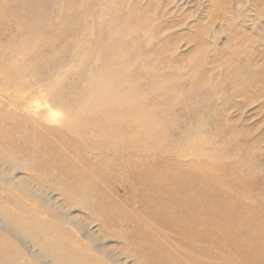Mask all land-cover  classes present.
<instances>
[{"label":"rangeland","instance_id":"374dc122","mask_svg":"<svg viewBox=\"0 0 264 264\" xmlns=\"http://www.w3.org/2000/svg\"><path fill=\"white\" fill-rule=\"evenodd\" d=\"M161 165L264 219V0H0V202L31 204L39 237L105 264H147L135 218L167 263L244 264L142 213L139 181ZM102 195L127 217L105 224Z\"/></svg>","mask_w":264,"mask_h":264},{"label":"bare ground","instance_id":"6f19581e","mask_svg":"<svg viewBox=\"0 0 264 264\" xmlns=\"http://www.w3.org/2000/svg\"><path fill=\"white\" fill-rule=\"evenodd\" d=\"M161 167H163V165H161L157 170L153 167H149V171H146L145 174H143L144 178L139 181L142 186V198L140 197L142 204H140L142 205L143 214L157 219L159 221L158 223H164L165 225L171 227V229H177V231H179L184 237L189 239L188 241H192L194 239L203 240V242L204 240L210 242L209 240L213 239L218 241L223 240L229 243L232 247L230 248L234 249L235 252L240 255L242 262L245 261L244 264H264V219H256L253 215H249L246 219L240 218L239 214V216L235 214L237 210L233 209V206H226V201L223 196L210 185L211 180L195 175H189V172L187 174H182V172L180 173V170L177 171L173 165L166 166L162 169ZM214 167H216V165H214ZM94 190L96 192L98 191V189L95 188ZM102 196V205H99V209L100 211L103 210V217L101 218L105 224L109 223L112 219V221H114V218L118 217L121 213L122 217H127V215H124L125 213L121 210L123 207L120 208L117 206L115 204L116 202L114 203L113 200H110L111 198ZM10 197L11 198L9 200L7 199L0 202V220L5 228H10L9 230L12 232L15 239H17L16 234H18L22 237V239L28 240L33 247H31L29 253H21L19 248H17V251L15 250L13 240L0 235V264H36L34 262L35 260H37L39 264H105L102 258L98 257L96 254L89 253V251L86 253L82 252V256L85 258L84 259L83 257L76 256L77 251L69 249L67 245H62L56 241H50V239H47L45 233H41V236L39 237L37 232L40 228L37 226L38 223L41 225L43 224L38 222L35 217L34 219L31 218L33 214V211L31 210L33 207L31 204H20V201L16 200L15 205L13 206L14 209H10L6 203H9L8 201L11 203L15 201V197ZM72 200L77 204L82 199L80 200L79 198L76 199L73 197ZM144 207H146L145 211ZM149 207H152L153 209ZM125 210L128 212L126 208ZM234 215L238 218H233ZM139 220L140 219L137 221L135 218V220H133V228H131L129 232H126L127 237H129L127 239L129 240L131 237L129 246H133L137 251L139 250L142 254L143 261L147 264H174L175 259L167 263L161 257L159 254L161 253L159 252V248H156L161 245L155 246V239L151 238L152 235L147 232V230H149L147 229L149 226L144 228V223L141 224V220ZM100 221L102 222V220ZM45 225H47V223ZM169 227H167V229H169ZM168 231L170 232V230ZM166 234L169 233L167 232ZM78 238H76V240ZM76 240H74V242ZM125 242H123L125 244L124 246L129 244ZM195 246L197 247V245ZM78 247V252L81 251L80 249H88L87 247H81L80 242ZM212 250L214 249L212 248ZM203 251L207 252L205 249ZM18 252H20V254H18ZM209 252H207V255L211 257L212 255ZM45 258L49 259V263H47L48 261L46 262L45 260H40ZM196 262L197 261H195V264ZM224 264L233 263L226 262Z\"/></svg>","mask_w":264,"mask_h":264}]
</instances>
